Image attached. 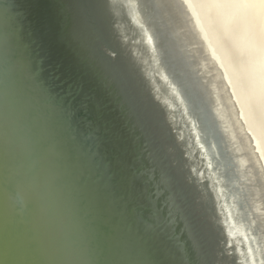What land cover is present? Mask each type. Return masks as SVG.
<instances>
[{"label": "water", "instance_id": "water-1", "mask_svg": "<svg viewBox=\"0 0 264 264\" xmlns=\"http://www.w3.org/2000/svg\"><path fill=\"white\" fill-rule=\"evenodd\" d=\"M172 1L0 0V264H264Z\"/></svg>", "mask_w": 264, "mask_h": 264}, {"label": "bare ground", "instance_id": "bare-ground-1", "mask_svg": "<svg viewBox=\"0 0 264 264\" xmlns=\"http://www.w3.org/2000/svg\"><path fill=\"white\" fill-rule=\"evenodd\" d=\"M172 2L173 5L169 4L178 12L180 29L189 39L192 60L200 69L202 83L211 91L223 116L219 124L212 114L218 130L207 117L206 132L213 142L209 147L211 152L215 151L214 163L225 165L231 183L225 187L226 192L237 200L244 225L251 231L264 262V0ZM216 136L226 141L224 153L221 151L224 160L219 162ZM226 168L232 175L234 171L241 172L243 185L237 173L236 178L231 177ZM245 191L255 198L259 233L251 227L254 220L240 203Z\"/></svg>", "mask_w": 264, "mask_h": 264}]
</instances>
